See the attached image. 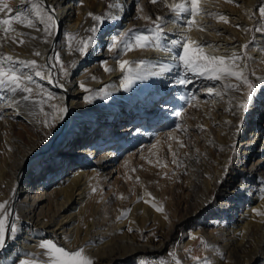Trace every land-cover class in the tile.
Returning a JSON list of instances; mask_svg holds the SVG:
<instances>
[{
	"label": "bare ground",
	"instance_id": "6f19581e",
	"mask_svg": "<svg viewBox=\"0 0 264 264\" xmlns=\"http://www.w3.org/2000/svg\"><path fill=\"white\" fill-rule=\"evenodd\" d=\"M133 1L110 0L117 7L104 11L105 0H37L56 21L51 36L34 15L36 28L13 22L24 34L23 45L3 39L0 31V53L35 60L44 74L42 79L35 70L18 66L20 74L32 76L25 82L33 89L29 101L22 99L25 93L0 89V203L9 201L18 222L17 235L0 249V264L39 259L43 250L38 245L48 239L70 251L84 246L94 264H203L205 259L209 264H264V32L255 31L264 26L258 12L264 0H204L207 13L226 15L228 23L200 16L197 24L206 30L193 27L190 32L183 16L165 7V1L161 5L165 46L187 35L213 45L210 54L249 57L250 97L243 85L226 90L223 82L185 72L174 59L178 48L171 53L115 49L112 54L111 37ZM6 2L13 13L5 10L0 18L17 9L31 13L32 0ZM140 8L141 16L150 17L140 23L155 21L142 2L137 14ZM89 13L104 22L93 21ZM108 24H114L113 31L107 32ZM95 26L97 32L89 31ZM89 39L81 56L80 42ZM245 44H251L246 52ZM57 54L59 65L53 63ZM117 59L130 62L126 86L129 73L120 70ZM139 61L148 63L138 67ZM182 79L190 82L181 84ZM241 102L245 109L238 108ZM52 104L67 108L61 118L53 119L59 114ZM170 133L185 147L169 139ZM128 149L132 154L122 164ZM133 172L138 176L135 215L121 220V207H109L115 201L110 196L119 197L111 194L121 181L132 188L127 180Z\"/></svg>",
	"mask_w": 264,
	"mask_h": 264
},
{
	"label": "snow or ice",
	"instance_id": "6c2138e0",
	"mask_svg": "<svg viewBox=\"0 0 264 264\" xmlns=\"http://www.w3.org/2000/svg\"><path fill=\"white\" fill-rule=\"evenodd\" d=\"M204 0H182L180 3L167 4L165 0V7L170 8V10L175 13L177 16L184 17V25L186 26L187 31H192L193 27H196L199 31H205L206 26L198 25L196 21V17L200 16H208L218 19V21H223L224 23H228V17L219 13H207L202 8V3ZM227 3H234V0H225ZM150 3L157 4L158 0H150ZM109 8L117 7L116 4L110 3L108 5ZM7 10L8 13H13V9L8 7V3L6 0H0V13L5 12ZM139 12H143V9L140 8ZM259 15L262 20H264V5H261L258 9ZM36 16L40 24L43 25V31L48 35H52V29L56 24L53 15H50L46 12H42L39 8V3L37 0H32V8L31 13L29 12H21L20 10H16L14 15H10L8 18H0V31L3 33V39H10L12 43L23 45L25 43L24 34L21 32H17L15 28L12 27L13 22L16 24L22 25L25 28L33 29L36 28V25L33 22L32 16ZM93 21L103 23V18L101 16H95L92 13L88 14ZM107 15V13L105 14ZM144 20H149L150 17L147 15L141 16ZM164 17L157 16L155 18L154 24L155 27L152 29H148L147 31L152 33L151 36L144 34H133L132 36L126 37V33H120L119 35H114L111 37V43L109 44V51H113L115 49H119L125 53L129 51H133L136 49H147V48H155L158 51L163 52H172V48L181 49V51L176 52L174 55V59L178 60L180 66L183 67L185 72H190L193 75L202 77L206 80L210 81H220L223 82V86L226 90L236 91L240 88L241 85L247 87L248 92L247 95L250 97L253 91V85L249 81L247 70L249 64L247 61L249 57L247 55L237 54L236 52H232L230 55H213L210 54L208 49H214L213 45H209L203 41H195L192 40L189 36L185 35L182 39H175L171 41V46H165L161 43L163 39L162 33V23L164 21ZM240 28V25L236 26ZM40 30V29H36ZM244 31L251 32L252 29H243ZM89 31L95 33L97 32V28L93 27ZM257 32H264V26L257 27L255 29ZM12 34V35H10ZM219 34V33H217ZM17 37H22L17 39ZM31 39H37L36 37H31ZM45 43L47 41H44ZM91 43V39L84 40L80 42V46L78 47V51L81 56L85 55L86 50ZM251 43V42H249ZM3 45H0L2 47ZM249 48V44H245L242 46V49L246 52ZM33 55L39 57L41 53L39 51H34ZM243 61V63H241ZM53 63L56 65L60 64V58L57 54L53 60ZM107 62H105L106 64ZM116 63L118 64L120 70L124 72L127 69V65L130 63L128 60H120L117 59ZM148 62L139 61L138 67L140 65H144ZM18 66H22L24 68H29L34 71L35 76L44 78V74L40 70H36L38 68L37 62L35 60H20L14 59L12 55H5L0 53V89H4L5 91H11L12 93L22 92L25 95L22 96L24 101L30 100V95L33 92L31 87H28L25 82H30L32 80L31 75H22L18 71ZM106 72L111 71V69L105 67ZM165 69H161L164 71ZM63 71V66L61 65V72ZM129 75L125 77V86L131 79V69H127ZM160 73L152 72L151 75H159ZM139 75L136 76V79H141ZM238 81L239 83L233 85L228 83L230 80ZM49 82L51 83V77L49 75ZM181 84L188 83L187 79H182L179 81ZM23 85V87H22ZM83 87V86H82ZM207 92L209 95H213V88H208ZM40 94V93H38ZM219 95V92L215 93ZM43 95V94H41ZM47 100L53 99L51 95L46 96ZM87 99V98H86ZM36 103V101H32ZM44 101L41 100L40 103ZM51 107L54 110V113L59 115H54L53 119L61 118L62 114L67 111V108L64 106H58L56 104H52ZM239 109L246 108V102H241L238 104ZM41 111L43 109L41 108ZM176 115H180V113H176ZM3 117L0 116V119ZM45 126L48 127L49 124L47 121L45 122ZM201 127V126H197ZM181 126L177 125L176 131H180ZM201 130H203L201 128ZM183 131H187L186 126L183 128ZM169 139L176 140V143L179 147H185V144L176 139L171 133L169 134ZM159 143V141L157 142ZM155 147V145H153ZM171 150V149H170ZM175 156V153H173ZM173 163H177L174 159ZM95 191V189H93ZM147 202V201H145ZM155 207V205H153ZM162 207L156 208V211H162ZM130 211V209L128 210ZM257 215H261L262 213L256 212ZM126 213H121V216H125ZM120 219V217H118ZM131 231V229H129ZM18 233V222L14 217L13 211L9 204V201H4L0 203V249H3L6 245L7 238L15 237ZM201 244H204L205 248H208L203 240L200 241ZM38 247L43 250L39 259H25L21 260L19 264H94V261L85 254V247H79L76 250H68L64 246L58 244L56 241L48 239L42 240ZM171 255V253H170ZM194 260H198L199 258L193 257ZM143 264V262H140ZM175 264H179L177 260ZM203 264H209V261L205 259Z\"/></svg>",
	"mask_w": 264,
	"mask_h": 264
},
{
	"label": "rangeland",
	"instance_id": "374dc122",
	"mask_svg": "<svg viewBox=\"0 0 264 264\" xmlns=\"http://www.w3.org/2000/svg\"><path fill=\"white\" fill-rule=\"evenodd\" d=\"M164 1L165 0H158L157 4H152V3H150V0H134L131 4L130 8H129L128 14L123 19V23L121 25H119V27L117 29V31H118L117 35H119L120 33H126L127 35L125 38H127L128 36H132L133 34L149 33L147 30L154 28L155 24L152 21L150 23H143V22L140 23L139 20L141 19V13L139 12L137 14V9L139 8L140 3L142 2L144 4V7L147 8V11L152 12V16L155 19L157 16H161V13L163 10L161 5L163 4ZM109 4H110V0H105L104 11L108 10ZM77 6H78V4L75 6V8ZM258 7H260V4L258 5ZM129 23H132V24L129 25ZM97 27L98 26H95V28H97ZM114 28H115L114 24H108L109 30L107 29V32H110L111 30L113 31ZM60 39H61V37L59 38V40ZM253 40H254V37L251 36L250 42L252 43ZM249 45H251V44H249ZM114 52L115 51H113L112 54ZM90 57H92L94 60H101L102 59V57H97L96 55H93V56L90 55ZM100 65H101V63H100ZM131 154H132V152L130 151V149L126 150V152L123 153V155L120 157L119 162L122 164L126 163L127 159L129 158V156H131ZM54 156H55V154H54ZM136 178L138 179V176H136V172H135V174H134V172L129 174V179L127 180V183L132 188L128 189L125 186H122V181H121L117 188L112 189L113 192L111 195H117L118 194L119 197L110 196L111 198H114L115 201L109 202V207L118 206V205L121 207L120 211L122 213H126L125 216H121V220H126L127 218L133 217L135 215V213L132 209L134 206V205H132V203L134 202V195L133 194H135L137 187H138V183H137V185H136V183H134L136 181ZM262 195L264 197V192ZM125 199L129 202H125ZM129 209H130V211H128ZM195 252L198 255L202 254L201 250H199L197 248V242L195 244ZM127 260H129V258H124L121 261L125 262Z\"/></svg>",
	"mask_w": 264,
	"mask_h": 264
}]
</instances>
